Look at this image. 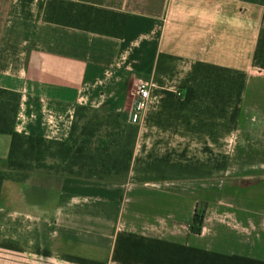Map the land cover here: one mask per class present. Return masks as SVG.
Instances as JSON below:
<instances>
[{
	"label": "crops",
	"instance_id": "1",
	"mask_svg": "<svg viewBox=\"0 0 264 264\" xmlns=\"http://www.w3.org/2000/svg\"><path fill=\"white\" fill-rule=\"evenodd\" d=\"M138 79L127 182L4 180L0 264H264V0H0L14 132L66 141L77 106L128 122Z\"/></svg>",
	"mask_w": 264,
	"mask_h": 264
},
{
	"label": "trees",
	"instance_id": "2",
	"mask_svg": "<svg viewBox=\"0 0 264 264\" xmlns=\"http://www.w3.org/2000/svg\"><path fill=\"white\" fill-rule=\"evenodd\" d=\"M19 95L0 89V134L10 136L7 159L0 162L4 180L25 182L40 170L89 182L124 184L128 180L138 127L120 113L77 106L66 141L14 132ZM52 160L54 164L47 165ZM204 209L196 208L191 231L199 234Z\"/></svg>",
	"mask_w": 264,
	"mask_h": 264
},
{
	"label": "built area",
	"instance_id": "3",
	"mask_svg": "<svg viewBox=\"0 0 264 264\" xmlns=\"http://www.w3.org/2000/svg\"><path fill=\"white\" fill-rule=\"evenodd\" d=\"M251 71L260 73L261 71L253 68ZM132 91V104L130 108L128 122L134 123L136 122L141 113L144 111L146 104L148 103L152 86L147 81L138 79L135 81Z\"/></svg>",
	"mask_w": 264,
	"mask_h": 264
},
{
	"label": "rangeland",
	"instance_id": "4",
	"mask_svg": "<svg viewBox=\"0 0 264 264\" xmlns=\"http://www.w3.org/2000/svg\"><path fill=\"white\" fill-rule=\"evenodd\" d=\"M46 164L47 165H50V164H54V161H52V160H48V161H46ZM40 173H43V174H41V178H43V179H53V180H55V179H58V177H60V175H58L57 173H55L54 171H48L47 169L46 170H40ZM46 175V176H45ZM43 176V177H42Z\"/></svg>",
	"mask_w": 264,
	"mask_h": 264
}]
</instances>
